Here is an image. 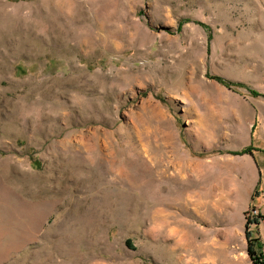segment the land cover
Instances as JSON below:
<instances>
[{
	"label": "rangeland",
	"instance_id": "rangeland-1",
	"mask_svg": "<svg viewBox=\"0 0 264 264\" xmlns=\"http://www.w3.org/2000/svg\"><path fill=\"white\" fill-rule=\"evenodd\" d=\"M260 102L264 0H0V264H255Z\"/></svg>",
	"mask_w": 264,
	"mask_h": 264
},
{
	"label": "crops",
	"instance_id": "crops-1",
	"mask_svg": "<svg viewBox=\"0 0 264 264\" xmlns=\"http://www.w3.org/2000/svg\"><path fill=\"white\" fill-rule=\"evenodd\" d=\"M252 125L251 130L243 134L238 142L240 148L252 147L251 152L241 155L243 159L237 166L243 176L241 185L238 183V186H242L239 192L244 200L242 213L253 206L264 211V102H260L255 109ZM250 230L258 239L260 252L264 255V221L250 226Z\"/></svg>",
	"mask_w": 264,
	"mask_h": 264
},
{
	"label": "trees",
	"instance_id": "trees-1",
	"mask_svg": "<svg viewBox=\"0 0 264 264\" xmlns=\"http://www.w3.org/2000/svg\"><path fill=\"white\" fill-rule=\"evenodd\" d=\"M246 151L250 152L251 148H247ZM258 223H259L258 219H253V220L252 219H248V221L246 222V225L249 227V225H251V224L254 225V224H258ZM252 235H253V233L251 232V230L247 229V237H248V241H249V245H248V249H247L248 250V254L253 258L255 264H264V261H263L264 255H262V253H259V258H256L257 253L253 249V247L255 245H259V243H258L259 241L256 238L254 240L251 239ZM259 247L261 248L260 245H259ZM258 259L260 261H258Z\"/></svg>",
	"mask_w": 264,
	"mask_h": 264
},
{
	"label": "built area",
	"instance_id": "built-area-1",
	"mask_svg": "<svg viewBox=\"0 0 264 264\" xmlns=\"http://www.w3.org/2000/svg\"><path fill=\"white\" fill-rule=\"evenodd\" d=\"M258 219V221L264 220V211H261L258 207H250L246 213V220Z\"/></svg>",
	"mask_w": 264,
	"mask_h": 264
},
{
	"label": "bare ground",
	"instance_id": "bare-ground-1",
	"mask_svg": "<svg viewBox=\"0 0 264 264\" xmlns=\"http://www.w3.org/2000/svg\"><path fill=\"white\" fill-rule=\"evenodd\" d=\"M221 195H223V194H221ZM228 196H229V195H225L226 198H228ZM225 197H223V198L225 199Z\"/></svg>",
	"mask_w": 264,
	"mask_h": 264
}]
</instances>
